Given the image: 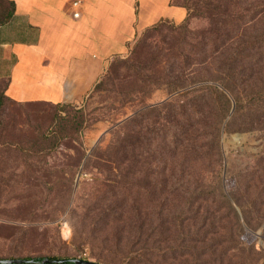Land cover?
<instances>
[{
    "label": "rangeland",
    "instance_id": "374dc122",
    "mask_svg": "<svg viewBox=\"0 0 264 264\" xmlns=\"http://www.w3.org/2000/svg\"><path fill=\"white\" fill-rule=\"evenodd\" d=\"M9 6L0 0V23ZM195 15L146 28L79 104H16L0 83V177H13L0 185V259L209 264L216 248L213 264H264V123L251 125L249 114L236 112L216 78L232 47L205 56L200 41L209 21ZM181 106L188 118L199 117L198 145L195 160L175 163L191 169L192 181L171 208L190 215L196 234L188 242L173 232L171 261L140 226V131L159 110L170 119ZM202 197L206 213L197 215L192 207Z\"/></svg>",
    "mask_w": 264,
    "mask_h": 264
},
{
    "label": "crops",
    "instance_id": "0c3cea01",
    "mask_svg": "<svg viewBox=\"0 0 264 264\" xmlns=\"http://www.w3.org/2000/svg\"><path fill=\"white\" fill-rule=\"evenodd\" d=\"M0 23V81L18 104H79L108 63L123 56L147 27L180 22L171 0H5Z\"/></svg>",
    "mask_w": 264,
    "mask_h": 264
},
{
    "label": "trees",
    "instance_id": "16d2710c",
    "mask_svg": "<svg viewBox=\"0 0 264 264\" xmlns=\"http://www.w3.org/2000/svg\"><path fill=\"white\" fill-rule=\"evenodd\" d=\"M171 3L184 8L188 18L196 16L197 13L198 17L209 21L210 27L202 33L200 41L206 47L205 56L206 53L207 56L217 55L225 44L232 47L231 52L220 61L218 66L220 76L216 78L234 97L236 112L242 110L249 114L251 125L264 123L257 114L264 115V0H217L215 4L209 0L202 2L200 7L194 4V1L189 3V0L183 4L171 0ZM200 13L202 16L199 15ZM0 83L2 96L13 102L4 94L5 82L0 81ZM238 85L242 90L236 88ZM63 105L65 104L54 106ZM178 111V115H172L169 119L159 110L156 120L144 124L140 131V195L143 197L140 207V226L144 233L149 231V239L158 246V251L171 253L172 256L169 254L171 261H174L175 257L171 248L176 244L172 237L173 232L177 233L181 241L188 242L191 241L190 234L192 232L196 234V230L192 229L194 226L190 225V215L186 211H179L176 214L171 208L176 195L187 196V189L192 181L191 169L175 168V163L184 166L186 162L191 163L190 161L195 160L197 154L195 147L198 145L195 141L197 132L193 127L198 123L199 117L196 121L195 118H188L182 111V106ZM212 131L215 133L212 136L215 144V128ZM32 164H34L33 160ZM12 178V174L0 177V185L12 181ZM252 179L248 180L249 186L254 183ZM262 185L264 187V179ZM149 198L154 199L155 204H150ZM205 200L206 198L202 197L200 200L202 202L198 201L200 206L192 207L197 215L206 213ZM151 211L155 214L153 219H151ZM199 240L202 238L199 237ZM214 246L216 247V243ZM215 249L210 250L208 254L211 258L209 264L220 259V253ZM189 256L193 259L191 254ZM43 259L64 260L63 264H73L71 260L76 258L35 257L22 260H31L33 261L31 264H39Z\"/></svg>",
    "mask_w": 264,
    "mask_h": 264
},
{
    "label": "water",
    "instance_id": "95a60500",
    "mask_svg": "<svg viewBox=\"0 0 264 264\" xmlns=\"http://www.w3.org/2000/svg\"><path fill=\"white\" fill-rule=\"evenodd\" d=\"M33 261L31 260H22V259H12V260H0V264H31ZM73 264H95L90 261L82 260V259H73L71 260ZM41 264H63L64 260H49L43 259Z\"/></svg>",
    "mask_w": 264,
    "mask_h": 264
},
{
    "label": "built area",
    "instance_id": "2783aa9c",
    "mask_svg": "<svg viewBox=\"0 0 264 264\" xmlns=\"http://www.w3.org/2000/svg\"><path fill=\"white\" fill-rule=\"evenodd\" d=\"M81 0H75L72 2L71 6L74 8V11L72 12V17L73 18H78L80 16V13L78 11L79 6L81 5ZM1 223V220H0Z\"/></svg>",
    "mask_w": 264,
    "mask_h": 264
}]
</instances>
